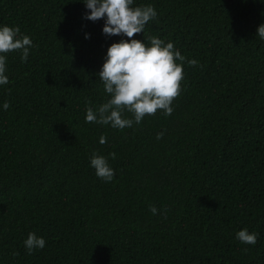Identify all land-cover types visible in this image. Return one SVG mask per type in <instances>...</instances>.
Here are the masks:
<instances>
[{
	"label": "trees",
	"instance_id": "obj_1",
	"mask_svg": "<svg viewBox=\"0 0 264 264\" xmlns=\"http://www.w3.org/2000/svg\"><path fill=\"white\" fill-rule=\"evenodd\" d=\"M146 5L157 16L133 38L173 42L182 91L171 115L120 130L87 123L86 102L110 98L98 73L128 38L105 35L83 0H0V26L34 45L25 62L6 54L0 85V264H264V0L133 4ZM30 232L46 241L31 254Z\"/></svg>",
	"mask_w": 264,
	"mask_h": 264
},
{
	"label": "clouds",
	"instance_id": "obj_2",
	"mask_svg": "<svg viewBox=\"0 0 264 264\" xmlns=\"http://www.w3.org/2000/svg\"><path fill=\"white\" fill-rule=\"evenodd\" d=\"M83 3L90 9L86 14L87 19L96 21L105 18L102 30L105 35L128 38L113 42L108 47L98 76L110 98L98 107L86 102V122L123 130L140 124L145 116H154L158 111L166 116L171 115L173 101L182 91L185 57L171 41L149 36L146 38L149 43L146 44L133 38L144 31L150 20L156 18L155 8L152 5L134 7V0H83ZM257 35L264 40V24L258 27ZM32 47V39L22 35L19 26H0V85L9 82L5 74L6 54L19 51L21 61L25 62ZM187 64L194 67L198 61L190 59ZM9 107V102H4L3 109ZM125 113H130L131 118ZM162 136V132L158 133L157 139ZM99 142L106 143V136L101 135ZM109 155L115 159L114 152ZM90 166L94 168L96 176L105 182H110L115 175L108 157L96 152L90 158ZM150 211L153 215L158 213L154 205L150 206ZM236 238L243 244L255 245L258 234L244 228L236 233ZM45 243V239L34 232H30L24 241L29 254L35 249H43Z\"/></svg>",
	"mask_w": 264,
	"mask_h": 264
}]
</instances>
